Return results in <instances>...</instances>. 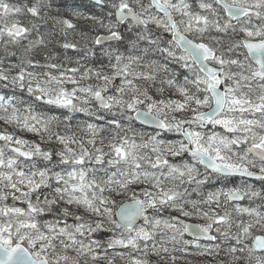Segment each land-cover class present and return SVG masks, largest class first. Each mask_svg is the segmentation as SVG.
Masks as SVG:
<instances>
[{"label": "snow or ice", "instance_id": "snow-or-ice-1", "mask_svg": "<svg viewBox=\"0 0 264 264\" xmlns=\"http://www.w3.org/2000/svg\"><path fill=\"white\" fill-rule=\"evenodd\" d=\"M92 2L70 40L55 0H0V264H264V203H239L264 201V0Z\"/></svg>", "mask_w": 264, "mask_h": 264}, {"label": "rangeland", "instance_id": "rangeland-1", "mask_svg": "<svg viewBox=\"0 0 264 264\" xmlns=\"http://www.w3.org/2000/svg\"><path fill=\"white\" fill-rule=\"evenodd\" d=\"M9 2L10 3H18V4H22L23 2H24V0H9ZM22 2V3H21ZM55 3L56 4H58V3H60V1L59 0H55ZM83 9V10H82ZM74 10H79V11H81V12H84V13H91L90 12V8L86 5V4H79V5H76V6H74V5H62V7L59 9V12L57 13V9L55 8V7H53V9H52V14L53 15H59V16H63V17H67V18H69V19H72V22L74 21V22H76L75 24L76 25H78L77 26V30L78 31H76V32H71L70 31V33H69V39L71 40V39H79V31L80 30H84V31H87V29L86 28H88V26H87V22H85V21H83V20H79L78 21V19H74V17H72V15H71V13H72V11H74ZM86 10V11H85ZM92 11V10H91ZM93 13H95L96 15H100L101 13H100V10H93L92 11ZM63 14V15H62ZM70 16V17H69ZM77 20V21H76ZM25 22H26V20H25ZM73 22V23H74ZM81 22V23H80ZM82 22H83V24H82ZM52 21H50L49 22V25L47 26L48 27V29H51L52 28ZM79 23V24H78ZM51 24V25H50ZM84 24H85V26H84ZM80 25V26H79ZM85 27V28H82V27ZM77 33H78V35H77ZM55 47V49L57 50L56 52L59 54V58L60 59H58L57 61H54V62H60V61H63L64 62V65H65V67H76L77 65L75 64V59H77V58H80V57H77V55H75L71 50H69V51H67V52H64V50L63 49H61V48H59V46L58 45H56V46H54ZM66 53V54H65ZM69 53V55H67ZM64 55V56H63ZM66 56V57H65ZM66 58H70L73 62L72 63H68V60L66 59ZM93 59V60H92ZM93 61V62H92ZM99 62H103L104 64H107V59H105V61L104 60H102V59H94V56H90L89 58H88V60L87 61H84V60H82V63H85L87 66H89V67H98L99 66ZM93 63V64H92ZM107 70V69H106ZM53 74H57V70H53ZM84 83H95V81L94 80H90V81H85ZM117 83H119V81H117ZM67 87L69 88V89H71V87H72V85H67ZM25 96L27 97L28 95L25 93ZM174 98H176V97H174ZM95 106V105H94ZM63 110V109H62ZM64 114H67L66 113V110H64ZM61 118H63V116H61ZM86 120H90V118L89 117H86V116H84L83 114H74V118L70 121V124H71V131H73V132H76L77 133V135H81V133L78 131V128H77V125H81L82 126V123H83V121H86ZM91 122H94V123H98V124H103L104 122L103 121H94V120H92ZM1 124H0V128H1V130H3L4 128H8V131H14V129L13 128H11V127H8V126H6L2 121L0 122ZM122 123H124L125 124V126H127V124L129 123L128 121H124V120H122ZM134 124V123H133ZM133 126V125H132ZM133 128L136 130V132L137 133H139V132H145V133H149V132H152V130H147V129H145V128H143V129H141V128H137L136 126H133ZM145 129V130H144ZM219 130V129H218ZM109 133H108V131H105L104 133H103V135H105V136H107ZM17 135H21V136H23L24 138H26V139H28V140H35L36 138V136H34V135H32V134H30V133H17ZM25 135V136H24ZM166 138H168V139H175L173 136H172V134H167L166 135ZM243 184H244V181H239V182H233L232 184H231V182L229 183V181L228 180H221V179H214V180H211L207 185H205V186H203L202 187V189L197 193V192H190V199H200L201 198V196H206V194H207V192H209V191H216V190H218V189H221V188H223V189H228V188H232V187H241V186H243ZM247 184L248 185H251L254 189H256V190H260V188H258V187H256V186H254V184L253 183H248L247 182ZM208 188V189H207ZM9 203H11V201H9ZM262 203H264V201H261V200H259V199H257V200H254V201H252V202H250V201H248L247 199H245V201L243 202V204H241L242 206H257V205H260V204H262ZM233 206H234V203H232V204H229V205H227V207L229 208V210H231L232 208H233ZM213 207H215V205H213ZM217 211H222V209H217ZM164 215H169V213H164ZM171 215H178V213H176V212H172L171 213ZM235 215V214H234ZM185 220H187V221H190V222H193V223H196V224H198V223H203V221L202 220H199V219H197V218H195V217H193V218H184ZM185 239H188L187 237H186V235H185ZM201 243H207V242H201ZM119 251H125V250H123V249H120ZM190 251H195V249H190ZM176 255H181L180 253H176ZM152 259L155 261L157 258L156 257H152ZM116 264H125V262L123 261V260H120V259H118L117 258V261H116ZM177 264H179V263H177Z\"/></svg>", "mask_w": 264, "mask_h": 264}, {"label": "trees", "instance_id": "trees-1", "mask_svg": "<svg viewBox=\"0 0 264 264\" xmlns=\"http://www.w3.org/2000/svg\"><path fill=\"white\" fill-rule=\"evenodd\" d=\"M58 4H61V5H69L68 2H65V1H60V3ZM79 4H86L92 11L93 10H99L97 7H95L94 5L92 4H88L86 2H76V1H72L70 5H79ZM90 10L91 13H93L92 11ZM95 14V13H93ZM85 28V27H84ZM87 31H88V28H86ZM75 54V53H74ZM76 55V54H75ZM94 59H102L105 61L106 58L104 57H101L99 55V51L97 50V55L94 57ZM0 94H6V95H11L12 94V90L11 89H5L3 87H0ZM18 96H22V98L24 99V101L26 103H30L32 104V106L37 110V111H42V112H45L47 114H55V115H58V116H62V114H64V110L62 109H54V108H51V106H46V105H43L41 102H37L34 100V98L32 97H29V96H25V93L24 94H21L19 92L16 93ZM166 95H168L166 93ZM1 122V121H0ZM134 124H132L133 126H136L137 128H141L143 129V127L139 126L136 122H133ZM1 124V123H0ZM1 130V128H0ZM145 130V129H144ZM25 136V135H24ZM173 136V135H172ZM175 138V136H173ZM37 140L38 138L35 137ZM229 181V183L231 182V184L233 182H239V181H243L241 178H238V177H231V178H228L226 179ZM246 182H250V183H253L254 186L260 188L264 187V183H262L261 181H256V180H247ZM187 260H190L192 261V264H203V262L206 260V259H210V258H205V257H198V256H188L186 257ZM177 263L179 264H185V261L184 260H178Z\"/></svg>", "mask_w": 264, "mask_h": 264}, {"label": "water", "instance_id": "water-1", "mask_svg": "<svg viewBox=\"0 0 264 264\" xmlns=\"http://www.w3.org/2000/svg\"><path fill=\"white\" fill-rule=\"evenodd\" d=\"M83 1H88V2H90V3H93L92 0H83ZM136 123L140 125V123H139L138 121H137ZM147 129H151V128H147ZM151 130H153V129H151ZM248 179H251V178H248ZM240 202H242V201H240ZM240 202H239V203H240ZM233 203H234V202H233ZM186 222H187V223H190V224H196V223H193V222H190V221H187V220H186ZM186 236H187L188 238L192 239L191 236H189V235H187V234H186Z\"/></svg>", "mask_w": 264, "mask_h": 264}, {"label": "bare ground", "instance_id": "bare-ground-1", "mask_svg": "<svg viewBox=\"0 0 264 264\" xmlns=\"http://www.w3.org/2000/svg\"><path fill=\"white\" fill-rule=\"evenodd\" d=\"M15 1V0H14ZM18 1V0H17ZM22 3V2H21ZM83 10V9H82ZM86 11V10H85ZM89 13V12H88ZM63 15V14H62ZM61 17H63V16H61ZM66 17V16H65ZM70 17V16H69ZM67 18V17H66ZM73 19V18H72ZM75 19V18H74ZM77 21V20H76ZM79 21V20H78ZM74 22V21H73ZM76 22H74V24H75ZM81 23V22H80ZM79 24V23H78ZM82 24H83V22H82ZM51 25V24H50ZM78 26V25H77ZM80 26V25H79ZM84 26H85V24H84ZM84 26L82 27V28H84ZM78 29V28H77ZM78 31V30H77ZM72 32V31H71ZM77 35H78V33H77ZM56 50V49H55ZM57 51V50H56ZM60 54V53H59ZM66 54V53H65ZM61 55V54H60ZM67 55H69V53L67 54ZM64 56V55H63ZM66 57V56H65ZM95 57V56H94ZM60 59V58H59ZM93 60V59H92ZM93 62V61H92ZM93 64V63H92ZM21 96V95H20ZM125 121V120H124ZM208 189V188H207Z\"/></svg>", "mask_w": 264, "mask_h": 264}]
</instances>
